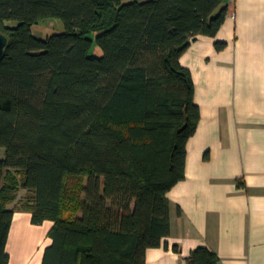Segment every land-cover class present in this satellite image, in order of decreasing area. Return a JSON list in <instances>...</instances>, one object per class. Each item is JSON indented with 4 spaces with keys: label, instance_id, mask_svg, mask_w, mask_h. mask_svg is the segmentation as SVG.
I'll return each mask as SVG.
<instances>
[{
    "label": "trees",
    "instance_id": "obj_1",
    "mask_svg": "<svg viewBox=\"0 0 264 264\" xmlns=\"http://www.w3.org/2000/svg\"><path fill=\"white\" fill-rule=\"evenodd\" d=\"M227 11L225 0H0V264L21 189L32 224L53 223L42 264H145L167 249L166 194L185 179L200 120L180 57ZM46 19L64 32L34 37ZM187 263L221 264L204 247Z\"/></svg>",
    "mask_w": 264,
    "mask_h": 264
},
{
    "label": "crops",
    "instance_id": "obj_2",
    "mask_svg": "<svg viewBox=\"0 0 264 264\" xmlns=\"http://www.w3.org/2000/svg\"><path fill=\"white\" fill-rule=\"evenodd\" d=\"M225 4L217 35L198 36L180 57L200 120L186 145L185 179L166 194L167 249H148L145 264H188L199 247L221 264H264V0ZM216 41L226 47L217 51ZM25 194L21 189L8 205L14 214L6 252L9 264H42L53 223L32 224L20 208Z\"/></svg>",
    "mask_w": 264,
    "mask_h": 264
},
{
    "label": "rangeland",
    "instance_id": "obj_3",
    "mask_svg": "<svg viewBox=\"0 0 264 264\" xmlns=\"http://www.w3.org/2000/svg\"><path fill=\"white\" fill-rule=\"evenodd\" d=\"M121 3H129V2H145L149 0H120ZM32 35L39 39H45L48 36L54 35V34H60L64 32V25L61 20L58 19H46L43 20L31 27ZM94 38V35L91 36ZM90 55L94 56H101L100 50L93 45ZM5 157V150L3 148H0V159H3ZM23 200V195H22Z\"/></svg>",
    "mask_w": 264,
    "mask_h": 264
},
{
    "label": "water",
    "instance_id": "obj_4",
    "mask_svg": "<svg viewBox=\"0 0 264 264\" xmlns=\"http://www.w3.org/2000/svg\"><path fill=\"white\" fill-rule=\"evenodd\" d=\"M7 43H8V38L6 37V35L0 32V61L4 57Z\"/></svg>",
    "mask_w": 264,
    "mask_h": 264
}]
</instances>
